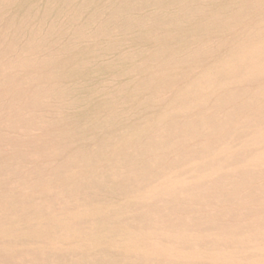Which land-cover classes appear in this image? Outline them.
<instances>
[{
	"label": "bare ground",
	"instance_id": "obj_1",
	"mask_svg": "<svg viewBox=\"0 0 264 264\" xmlns=\"http://www.w3.org/2000/svg\"><path fill=\"white\" fill-rule=\"evenodd\" d=\"M181 4L187 26L159 11L151 28L111 50L91 43L92 28L77 21V0H0V236L17 239L23 222L43 237L37 253L4 243L17 263L179 264L146 239L173 238V251L182 235L189 251L181 264H219L216 251L234 242L252 248L238 264H264V0ZM224 41L231 44L229 69L249 67L245 78L221 86V76L208 71L199 96L184 97L195 106L175 101L177 88ZM111 62L117 66L107 75ZM242 123L255 133L235 148ZM117 129L124 139L118 153ZM84 140L111 155L93 171L91 201L106 208L114 198H138L122 209L134 212L131 223L99 208L89 212L85 239L105 250L65 256L60 238L74 239L79 225L72 205L81 189L72 171L86 166ZM195 157L196 182L165 180ZM240 159L244 169L236 167ZM154 181L162 184L151 188ZM115 244L120 254L111 251Z\"/></svg>",
	"mask_w": 264,
	"mask_h": 264
},
{
	"label": "rangeland",
	"instance_id": "obj_2",
	"mask_svg": "<svg viewBox=\"0 0 264 264\" xmlns=\"http://www.w3.org/2000/svg\"><path fill=\"white\" fill-rule=\"evenodd\" d=\"M79 1V2H78ZM176 4L175 6H172ZM77 10L78 16L77 21L92 28V33L94 39L91 43L96 44V46L107 47L114 50L118 45V42H128L135 37V32L144 30L146 27L151 28V23L154 21L152 17H156L159 11L168 10L170 12V17L172 14L175 15L177 21L181 24L179 26H187L186 23H182L184 15H186L185 10L182 9L181 0H77ZM189 14V13H188ZM116 23V24H115ZM132 23L135 25V30L131 31L128 25ZM148 30V29H147ZM229 42H223L220 49L217 52H213V56L210 57L204 68L203 66L193 75L191 81H187L176 90V95L174 96L175 101H181L182 105L195 106L197 103L185 99L187 93H192L199 96L202 87L205 85L204 80H207V73L211 71L221 77L218 80V85L234 87L238 86L241 80H243L246 74L249 72V67L245 69H240L234 71L230 68V47ZM111 66V67H110ZM117 66V62L105 63V74L109 75L113 68ZM86 79L91 78L90 71H83ZM210 83V82H209ZM210 86V84H209ZM211 91V90H210ZM130 136L136 139L135 131L130 132ZM254 131L243 123L240 125V129L233 134V143L238 148L242 145H249ZM116 135L118 140L114 145L113 151L118 153L124 147V139L121 137L120 129H117ZM238 135V136H236ZM82 145L86 148V166L78 165L73 168L72 176L76 182L80 185L79 200L73 203V210L76 212L78 217L77 226V236L73 239L60 238V250L59 252L65 256H78L81 254H96L99 250H105L104 244H88L87 236L91 235V214L89 212L95 211L98 208L100 212L106 213L109 217L114 219H121L128 223L132 222L131 217L134 215L132 211L122 212L125 207L130 208L133 206L132 202L137 200V196L133 195L129 200H123L122 198H114L108 207H98L95 203L91 201L92 194L88 190V183L93 176V171L98 167L105 166L108 162V157H105V150L93 151L90 150L89 140L82 141ZM118 158V154L116 155ZM246 160H238L236 167L238 169H244L246 167ZM200 161L197 157L189 159L184 164L173 170H169L166 179L172 181L175 177H180L183 179H190L197 181L200 176ZM108 164V163H107ZM165 182H168L165 181ZM162 182L154 181L152 182L151 188H158ZM86 186V187H85ZM129 199V198H128ZM129 201V202H128ZM90 209V210H89ZM27 224L21 222L19 223V236L16 238L7 236H0V264H16L19 260V255H11L3 248L6 242H15L14 244H19L23 247L25 253H37L39 248L36 246V241H40L43 237L35 235L34 233H28ZM141 231V230H140ZM117 234V232H116ZM120 239H125L120 233L117 234ZM121 236V237H120ZM117 237V238H118ZM141 239V236H139ZM173 238H163L156 237V235L147 236L146 245L147 247L158 246L161 247L164 252L167 251V255H173L176 263H183L186 259V254L189 251L187 248L188 242L181 235L174 242V250L170 248V240ZM177 241V242H176ZM152 242V243H151ZM246 247V248H245ZM73 249V250H72ZM147 249V248H146ZM251 251V245L249 243H239L234 242L233 245H229L228 248L216 251L220 256L219 264H238L241 261L242 251ZM111 251L120 254L122 252L121 246L115 244L111 247ZM147 251V250H146ZM144 251V254L153 255L151 252ZM171 251V253H169ZM143 253L142 251H135L134 255L139 257ZM169 253V254H168ZM6 255V256H5ZM7 257V258H6ZM11 259H10V258ZM18 257V258H17ZM14 258V259H13ZM169 258V257H168ZM11 260V261H9ZM139 261V260H137ZM19 264V263H17Z\"/></svg>",
	"mask_w": 264,
	"mask_h": 264
}]
</instances>
